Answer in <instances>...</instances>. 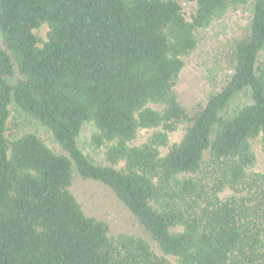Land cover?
Returning <instances> with one entry per match:
<instances>
[{"label": "trees", "instance_id": "16d2710c", "mask_svg": "<svg viewBox=\"0 0 264 264\" xmlns=\"http://www.w3.org/2000/svg\"><path fill=\"white\" fill-rule=\"evenodd\" d=\"M180 1L0 0V264H264V0H185L190 20ZM242 7L232 73L190 116L174 87L197 32ZM12 107L63 153L7 135ZM86 125L106 165L78 147ZM140 130L153 133L133 145ZM74 172L109 188L159 253L86 216Z\"/></svg>", "mask_w": 264, "mask_h": 264}, {"label": "rangeland", "instance_id": "374dc122", "mask_svg": "<svg viewBox=\"0 0 264 264\" xmlns=\"http://www.w3.org/2000/svg\"><path fill=\"white\" fill-rule=\"evenodd\" d=\"M186 19L190 20L195 10V4L180 1ZM250 20L249 7H242L228 11L222 18L216 20L206 29L197 32V47L194 52L185 59L183 70L175 83V91L178 101L191 116L203 104L207 96L219 91L226 79L232 73L231 47L235 40L244 35ZM46 28L43 27L38 34L43 36ZM264 60V54L260 55V61ZM248 102L246 90L238 93L228 106V113ZM187 124L178 126L175 133L170 136L169 144L177 143L183 136ZM22 134L35 133L54 152L62 154L63 151L55 144L51 133L41 127L37 122L10 108V117L7 123V135L10 133ZM92 127L86 125L82 128L78 138V147L98 165H106L104 150L94 149L90 146ZM153 133V130H140L133 145L144 143ZM167 148H162L165 153ZM252 150L257 158V170L264 167V153H262L257 141L252 142ZM119 168V167H117ZM70 191L75 196L84 214L103 221L108 225L112 236L126 234L145 240L155 253H159L155 243L144 232L134 216L117 199L114 193L100 182L81 178L76 172Z\"/></svg>", "mask_w": 264, "mask_h": 264}]
</instances>
